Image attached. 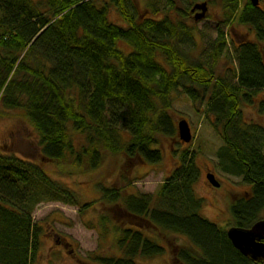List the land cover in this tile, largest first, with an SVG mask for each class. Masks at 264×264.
Masks as SVG:
<instances>
[{"label":"trees","instance_id":"trees-1","mask_svg":"<svg viewBox=\"0 0 264 264\" xmlns=\"http://www.w3.org/2000/svg\"><path fill=\"white\" fill-rule=\"evenodd\" d=\"M203 1H219L225 25H245L254 33L235 46L237 66L230 76L216 73L230 52L224 28L218 29L211 62L184 49L185 38L195 33L188 22L192 6L160 16L158 0H149L151 15L140 18L128 0H0V102L23 110L38 132L43 160L71 154L76 166L95 170L106 151L160 164L161 136L178 134L173 94L181 89L194 101H207L205 116L222 126L223 169L250 185L229 205V226L250 227L264 211V127L248 123L242 105L256 104L264 114V7L262 0ZM113 9L127 25L110 19ZM76 134L84 137L79 150ZM178 158L153 193L123 194L98 185L108 207L99 224L113 235L116 251L92 258L99 264H146L143 259L164 255L167 247L152 235V225L186 239L174 249L177 264H264L233 245L228 225L201 213L196 152L185 149ZM44 201L81 204L43 163L0 152V264H36L43 229L33 214Z\"/></svg>","mask_w":264,"mask_h":264},{"label":"rangeland","instance_id":"rangeland-1","mask_svg":"<svg viewBox=\"0 0 264 264\" xmlns=\"http://www.w3.org/2000/svg\"><path fill=\"white\" fill-rule=\"evenodd\" d=\"M149 0H128L131 7L140 18L151 15L147 8ZM158 0L159 15L163 12L173 14L176 9L192 6L191 0ZM202 1V0H196ZM194 2V1H193ZM192 2V3H193ZM264 7V0L261 1ZM207 15L200 20L190 14L189 23L194 27L193 37H186L184 49L191 52V56L199 57L207 62L212 61L211 52L217 38L218 29L227 32L228 56H223L217 64L216 73L219 75L233 73L237 66L234 48L241 42L252 39L254 33H248L249 27L232 24L225 25L221 17L219 1L209 3ZM110 19L121 25H127L120 14L113 9ZM236 23H234L235 25ZM121 46V47H120ZM120 49L130 51V47L121 43ZM258 95L256 102L262 98ZM173 114L177 122L186 118L192 127L193 139L185 143L179 135L168 139L161 136L164 158L160 164H148L142 159L129 160L124 154L106 151V157L98 169L91 170L88 165L76 166L71 154L57 162L45 161L41 157L38 132L31 125L21 109H7L0 102V152L15 153L16 155L43 163L52 177L75 190L80 198L78 205L63 201L41 202L34 211L35 221L42 227V245L36 264H99L92 256L95 254L109 256L116 250L113 235L103 233L99 224L102 214L107 215V205L102 202L100 183L118 188L123 194L126 192L153 193L170 176L178 164L181 151L188 149L196 152V161L201 168L200 178L195 185L196 193L203 198L201 213L218 225L229 226L231 216L229 205L239 196L249 192L250 185L243 180L242 175L226 171L222 167L219 150L225 145L222 136V126L216 128L211 120L205 116L207 101H194L181 89L173 94ZM244 119L250 124L264 127V114H260L256 104L242 105ZM213 118V116H211ZM75 148L79 150L84 143L81 134L75 135ZM264 151V145H263ZM214 173L221 182L219 187L210 183L206 174ZM88 203L87 207L82 205ZM111 221H117L109 213ZM264 217V211L260 218ZM144 224V221H142ZM147 225V224H145ZM152 235L159 243L165 244L166 253L152 259L142 260L146 264H177L174 258L175 247L183 244L186 239L174 232L161 230L152 225ZM227 226V227H228ZM118 252V251H117Z\"/></svg>","mask_w":264,"mask_h":264},{"label":"water","instance_id":"water-1","mask_svg":"<svg viewBox=\"0 0 264 264\" xmlns=\"http://www.w3.org/2000/svg\"><path fill=\"white\" fill-rule=\"evenodd\" d=\"M254 5H259L260 0H250ZM207 1L196 2L191 8L195 12V20L203 19L208 12ZM178 135L181 141L188 143L193 139V132L190 122L182 118L177 123ZM207 178L214 186H220V181L216 179L214 173H207ZM227 235L233 245L245 256L252 260L264 262V218L255 221L250 227L231 225L227 229Z\"/></svg>","mask_w":264,"mask_h":264}]
</instances>
